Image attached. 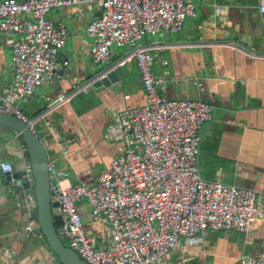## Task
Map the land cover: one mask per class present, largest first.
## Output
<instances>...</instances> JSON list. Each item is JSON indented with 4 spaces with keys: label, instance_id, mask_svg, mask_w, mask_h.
Segmentation results:
<instances>
[{
    "label": "crops",
    "instance_id": "crops-1",
    "mask_svg": "<svg viewBox=\"0 0 264 264\" xmlns=\"http://www.w3.org/2000/svg\"><path fill=\"white\" fill-rule=\"evenodd\" d=\"M193 1L195 13L186 17L181 30L144 32L138 43L153 46L150 67L162 77L158 85L162 95L212 104V116L200 128L197 163L201 176L251 187L257 203H263L264 10H259L257 0ZM214 2L222 7L219 13ZM99 11L96 2L49 10L48 17L54 23L63 22L68 36L58 49L54 74L44 76L34 92L20 101L28 115L48 109L34 127L54 160L55 171L72 183H92L125 147L123 139L105 136L115 118L113 110L146 100L136 59L125 58L131 49L128 44H112L107 59L119 66L121 84H92L93 73L103 61L91 58L92 38L86 25ZM17 36L18 32L0 30V91L13 77L8 37ZM88 81L85 90L69 99L59 98ZM16 138V133L0 132V264H56L49 251L30 243L24 225L18 227L6 215L8 194L1 182V162L16 159ZM64 139L66 151L58 144ZM80 209L84 227L95 235L96 244L109 245L108 222L92 218L84 201ZM263 237L264 216L257 217L247 231L206 228L199 241L182 238L148 264H237L241 254L259 251ZM6 247L12 250L11 256L3 254Z\"/></svg>",
    "mask_w": 264,
    "mask_h": 264
},
{
    "label": "built area",
    "instance_id": "built-area-1",
    "mask_svg": "<svg viewBox=\"0 0 264 264\" xmlns=\"http://www.w3.org/2000/svg\"><path fill=\"white\" fill-rule=\"evenodd\" d=\"M257 1L263 11L264 0ZM81 2L100 5L86 25L92 38L91 58L105 61L112 44L131 45L125 58L136 59L146 100L113 110L115 118L105 136L123 139L125 147L92 183H72L59 176L53 158H48L51 198L58 201L60 226L69 245L89 264H148L182 238L199 241L206 228L247 231L257 217L264 216V202L257 203L256 191L204 178L199 171L200 128L211 118L212 104L162 95L158 88L162 77L150 67L153 46L138 43L144 32L181 30L186 17L195 13L193 0H0V30L18 32L17 37H8L13 77L0 91V111L25 121L38 135L34 124L48 109L28 115L20 101L44 76L54 74L58 49L68 36L65 24L54 23L47 14L52 7ZM214 8L216 13L222 10L217 2ZM89 83L59 98L69 99ZM58 144L66 151V139ZM10 164L2 161L1 170H9ZM81 199L89 205L92 218L108 222L109 245H97L95 235L85 229L77 210ZM33 224L29 220L27 229ZM3 254L11 256L12 250L6 247ZM237 264H264V237L259 251L241 254Z\"/></svg>",
    "mask_w": 264,
    "mask_h": 264
},
{
    "label": "water",
    "instance_id": "water-1",
    "mask_svg": "<svg viewBox=\"0 0 264 264\" xmlns=\"http://www.w3.org/2000/svg\"><path fill=\"white\" fill-rule=\"evenodd\" d=\"M112 61H103L92 76L94 86L109 82L121 84L120 68ZM0 132L17 134L16 159L10 169L1 172V182L7 188V217L31 235L28 240L46 249L56 264H89L69 244L61 229L58 201L51 198L48 152L39 135L27 127L25 121L13 114L0 111ZM202 131H200V134ZM33 228L27 229L29 220Z\"/></svg>",
    "mask_w": 264,
    "mask_h": 264
},
{
    "label": "rangeland",
    "instance_id": "rangeland-1",
    "mask_svg": "<svg viewBox=\"0 0 264 264\" xmlns=\"http://www.w3.org/2000/svg\"><path fill=\"white\" fill-rule=\"evenodd\" d=\"M144 35L146 36V35H148V33H145ZM128 45H129V44H128ZM35 128H36V126H35ZM36 130H37V128H36ZM37 131H38V130H37ZM81 201H84V203L87 204V202H86L85 199H82ZM81 201H79V202L77 203V210H78V212L80 213V215H81V217H82V213H81V209H80ZM90 216H91V214H90ZM82 218H83V217H82ZM65 241L68 242V240H65Z\"/></svg>",
    "mask_w": 264,
    "mask_h": 264
},
{
    "label": "bare ground",
    "instance_id": "bare-ground-1",
    "mask_svg": "<svg viewBox=\"0 0 264 264\" xmlns=\"http://www.w3.org/2000/svg\"><path fill=\"white\" fill-rule=\"evenodd\" d=\"M160 34V33H159Z\"/></svg>",
    "mask_w": 264,
    "mask_h": 264
}]
</instances>
